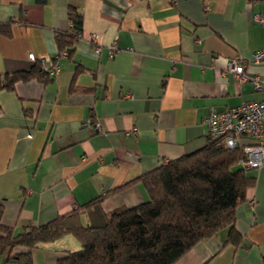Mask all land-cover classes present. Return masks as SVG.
Listing matches in <instances>:
<instances>
[{
  "label": "crops",
  "instance_id": "0c3cea01",
  "mask_svg": "<svg viewBox=\"0 0 264 264\" xmlns=\"http://www.w3.org/2000/svg\"><path fill=\"white\" fill-rule=\"evenodd\" d=\"M71 8L83 16V38L58 58V75L0 90V207L15 234L99 198L106 213L148 201L144 182L122 187L205 147L210 109L264 100L250 83L222 75L239 56L250 75L264 77L252 62L264 48V23L254 20L264 0H0V23L11 30L0 34V74L30 70L32 55L51 65L56 34L74 31ZM248 171L255 181L234 222L240 242L226 243V228L176 264H264V167ZM81 218L89 223L88 210ZM81 249L65 235L35 248L33 264Z\"/></svg>",
  "mask_w": 264,
  "mask_h": 264
},
{
  "label": "trees",
  "instance_id": "16d2710c",
  "mask_svg": "<svg viewBox=\"0 0 264 264\" xmlns=\"http://www.w3.org/2000/svg\"><path fill=\"white\" fill-rule=\"evenodd\" d=\"M69 17L74 31L56 34L59 53L68 55L83 32L82 14L71 8ZM0 34L11 36L10 23H0ZM53 78L38 61L28 71L0 74V90L13 91L16 83L31 80L47 84ZM241 156V148L231 150L224 140L209 139L202 149L126 183L122 188L145 183L149 200L138 206L106 213L99 198L18 234L3 224L0 207V264H33L35 248L65 235L76 237L82 249L66 252L57 264H176L226 228V243L238 244L236 208L255 181L237 166ZM83 208L89 212L88 224L82 222Z\"/></svg>",
  "mask_w": 264,
  "mask_h": 264
},
{
  "label": "built area",
  "instance_id": "2783aa9c",
  "mask_svg": "<svg viewBox=\"0 0 264 264\" xmlns=\"http://www.w3.org/2000/svg\"><path fill=\"white\" fill-rule=\"evenodd\" d=\"M254 20L264 23V16L255 15ZM82 38L83 33L78 34V40ZM89 41L94 44L96 53H100L98 35L90 34ZM109 50L113 56L119 51L116 43L112 44ZM66 56H68L66 51L58 53L56 60L51 61V65L46 59L39 60L42 70L50 77H56L60 71L58 58ZM30 58L33 62H37L35 56L32 55ZM252 62L264 66V48L253 54ZM247 68V61L238 56L227 62L222 75L232 74L240 84L250 83L256 91L264 92V77L250 75ZM204 124L209 139H222L226 147L231 150L238 147L242 149V156L238 161L241 168L248 171L264 167V100L245 102L224 111L212 108L204 119ZM241 138H250L256 142L241 145Z\"/></svg>",
  "mask_w": 264,
  "mask_h": 264
},
{
  "label": "rangeland",
  "instance_id": "374dc122",
  "mask_svg": "<svg viewBox=\"0 0 264 264\" xmlns=\"http://www.w3.org/2000/svg\"><path fill=\"white\" fill-rule=\"evenodd\" d=\"M247 140H251L250 138H246ZM237 169V167H235ZM249 172H252V171H248V174H252V173H249Z\"/></svg>",
  "mask_w": 264,
  "mask_h": 264
}]
</instances>
